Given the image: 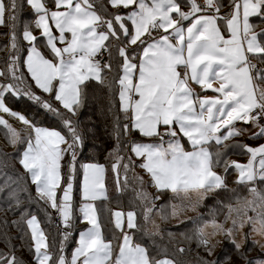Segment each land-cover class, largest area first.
<instances>
[{
	"label": "snow or ice",
	"instance_id": "6c2138e0",
	"mask_svg": "<svg viewBox=\"0 0 264 264\" xmlns=\"http://www.w3.org/2000/svg\"><path fill=\"white\" fill-rule=\"evenodd\" d=\"M106 5L111 11L105 8L101 14L93 0H0V25L8 29L2 34L8 37V52L6 67L0 69L5 78L0 82V113L20 122L25 134L4 115L0 129L7 143L17 148L15 158L35 187L34 199L42 202L46 214L54 211L64 229L53 251L55 244H49L37 215L20 207L16 190L9 193L16 204L12 210H19L30 234L31 264H179L166 248H157L153 255L134 241L137 235L161 234L156 217L176 218L185 227L180 236L195 240L208 256L220 243L218 236L237 252L250 236L264 239V144L228 143L248 131L237 122L259 128L250 138L264 137V68L253 63L264 64V28L257 32L258 24L252 22L256 18L264 24V0H228L226 12L221 11L223 0H106ZM25 8L33 18L21 30L19 18ZM28 77L35 88L25 85ZM92 81L111 94L109 111L117 109L115 144L106 157L109 167L80 165L77 209L76 149L83 146V137L72 117ZM22 96L58 117L66 135L39 126L36 115L29 118L6 103ZM137 134L139 139H133ZM230 148L246 154L247 162L227 159ZM65 156L69 158L62 165ZM233 171L234 183L246 189L247 196L228 188L227 177ZM109 172L118 204L129 189L134 192L127 210L108 209L111 239L100 222L103 209L95 203L109 200ZM149 186L155 191L150 193ZM222 193L231 194L227 201L218 198ZM209 194L217 197L219 211L214 208L207 219L199 213L184 216L192 225L188 229L180 217L196 212ZM28 199L33 200L31 193ZM225 208L224 220L218 221ZM77 219L85 227L69 256L65 242ZM6 243L11 248L7 237ZM253 244L264 250V243ZM198 260L218 264L199 256ZM0 264L25 262L10 250L0 252Z\"/></svg>",
	"mask_w": 264,
	"mask_h": 264
},
{
	"label": "trees",
	"instance_id": "16d2710c",
	"mask_svg": "<svg viewBox=\"0 0 264 264\" xmlns=\"http://www.w3.org/2000/svg\"><path fill=\"white\" fill-rule=\"evenodd\" d=\"M93 3L99 13L103 14L105 8H107V10L109 11L108 8L110 6L106 5V0H93ZM226 11L227 7L225 9V12ZM30 15L31 14L29 13L27 8L21 11L19 18V25L21 29L23 21L30 17ZM252 22L256 24L258 21L256 20V18H252ZM2 32H7V27H0V34ZM2 41L3 39H1L0 37V43ZM6 43L7 42H5V44ZM2 78L3 77H0V81H4ZM27 84H32L33 88H35L34 83L31 81L30 77H28L25 81V85ZM37 93L39 94V90H37ZM111 102L112 96L109 93L107 87H105L104 85H99L95 81H92L89 87L84 90L81 106L77 110L76 114L72 117L73 121L76 124L78 132L83 137V146H80L78 148L76 157L77 174L74 178L73 188V199L77 198L76 208L80 200L79 184L80 178L82 176L80 165L84 162H94L105 164L106 167L110 166V163L106 160V157L108 156L109 149H111L115 144L113 125L114 118L117 113V109L115 107L112 108L111 112L109 111ZM6 103L13 110H20L21 112H24L29 116V118H32L33 115H36V119L39 125L58 127L60 128L62 133L66 135V129L63 128L58 117L51 113H45L42 109L39 108V106L27 100L26 97L22 96L20 98H9L6 100ZM61 111L64 110L61 109ZM38 113L39 115H37ZM16 152L17 148L15 150H5L0 145V188L3 189L0 190V252H9L10 250H14L16 256L24 261L25 264H31L32 256L29 252V247L31 245L30 234L28 233L26 224L21 221L19 210H12L16 209V204L14 199L9 196V193H11L13 190H16L21 201L20 207L27 208L29 212H34L37 215V218L48 237L49 244H55V248L52 249L53 251H55L56 248H59L61 234L53 231V229L48 226L49 221L47 214L44 211V206L42 202L37 203L34 199L36 196L35 187L34 185H32L31 180L25 170L15 158ZM3 153L12 154V158H5ZM63 163L64 160H62V165ZM138 169L139 168H137L136 171H138ZM141 174L143 177L145 176V180L148 179V177H146V174H143L142 171ZM129 175H131V173H129ZM110 177L111 173H106L109 200L104 203H101V201H96L97 207L103 209V211L100 212V222L104 234L108 239H111L113 236V232L111 230L112 226L109 223L111 215L108 209L112 210L113 208L122 207L124 210H126L128 207L129 199L134 196V192L129 189V191L124 196L119 198L120 203L118 204L117 197L115 195V189L112 185L113 180ZM24 188H26L27 191H20V189ZM149 188L151 187L149 186ZM152 190L153 192L155 191L154 189ZM29 193H31V196L33 197V200L31 202L28 199ZM243 193L244 190L241 192V194ZM209 199H212L210 203H208ZM216 199V196H210L206 198L205 201L207 202L204 201L203 204H205L209 208H215ZM202 205L199 208V214L203 215V213L205 212V205ZM13 221H17L18 223L13 224ZM184 224L187 225L188 229L192 228V225L187 220L184 221ZM162 226L163 228L161 230L163 231H185V227L179 223L170 225L164 224ZM78 230L79 229L74 228L72 230V235L65 242V252L67 255H69L72 249L75 247V238ZM160 233V235L153 237L137 235L134 236V241L137 243H141L142 245L147 247L153 255H155L157 248H166L169 258H174L179 262V264H199L198 256L208 260H215L209 259L207 257L208 255L205 256V254L200 251V248H197L195 241L191 244L185 243L184 241L183 243H177L176 241H178V239L169 238L162 231H160ZM116 235H118V233ZM6 237L10 239L11 248L9 247V244L6 243ZM249 243L250 242L247 241V245L240 249L242 255L247 252V246L249 245ZM179 248H184L185 252H177L176 250ZM219 253H217V255ZM255 260V258L253 259V257L250 256L247 259V263L244 264H249L248 262H253L254 264Z\"/></svg>",
	"mask_w": 264,
	"mask_h": 264
},
{
	"label": "rangeland",
	"instance_id": "374dc122",
	"mask_svg": "<svg viewBox=\"0 0 264 264\" xmlns=\"http://www.w3.org/2000/svg\"><path fill=\"white\" fill-rule=\"evenodd\" d=\"M223 4H224V7L222 8V11L224 12V9H226V7H227V4H228V0H223ZM49 6L51 7V3H49ZM109 9V11H111V8L109 7L108 8ZM185 10H187L186 8H185ZM33 17L30 15V17H28L27 19H25L24 21H23V23L26 21V20H31ZM0 27H2V25H0ZM22 27H23V24H22ZM260 28H264V24H262V25H259V28H256L255 30L257 31V32H259L260 30ZM22 30V29H21ZM7 31H8V29H7ZM6 33V32H5ZM3 34V32L0 34V37H1V39H3V41L0 43V69H4L5 67H6V65H5V63H4V61H5V58H6V56H7V48L4 46V44H5V42H7V36L6 35H2ZM5 47V48H4ZM3 48H4V50H3ZM106 57H107V53H106ZM3 80H4V77L2 78ZM0 82H3L2 80L0 81ZM34 83V82H33ZM197 90H199L198 88H196ZM16 111H20V110H16ZM21 112V111H20ZM0 115H4L5 116V119H8V121H9V123L10 124H12L19 132H21V135H24L25 134V130H24V126L20 123V122H18L17 120H15V119H12V118H10V117H8V116H6L5 114H3V113H0ZM39 126H42V127H50V128H55L56 130H58V131H61L60 130V128H58V127H53V126H49V125H39ZM237 127L238 128H247L248 129V131H246V132H243L242 133V135L244 136V141H248V135H250V136H252V134L254 133V132H258L259 131V128L258 127H255V126H253V125H250V126H247V127H244V126H242V125H239V124H237ZM61 133H62V131H61ZM63 134V133H62ZM133 139H139V136H138V134L137 135H134L133 136ZM261 140H264V137H262V139ZM239 142H241V139L239 140ZM259 144H264V142L262 141L261 143H259ZM259 144H257L256 146H258ZM0 145L5 149V150H15L16 149V147H13V146H11V145H9L8 143H7V141H6V139H5V136H4V132H3V130L2 129H0ZM61 147H66V145H61ZM80 146H78L77 147V149H76V157H77V151H78V148H79ZM69 157L68 156H65L64 157V162L65 161H67V159H68ZM238 162H240V163H246L247 161H238ZM85 163H94V162H84L83 164H85ZM257 163H258V161H257ZM107 168V167H106ZM141 169H138V173H140L141 174ZM217 171H221V169H217ZM144 174V173H143ZM142 175V174H141ZM82 177H83V172H82V176H81V178H80V181L82 180ZM145 177V176H144ZM146 177H147V175H146ZM30 178V177H29ZM235 178H236V173L233 171L228 177H227V180H228V188L229 189H237L238 191H239V193H240V195L241 196H247L248 195V193H247V190L246 189H244L243 187H241V186H239V185H237L236 183H234V181H235ZM31 180V179H30ZM259 183V182H258ZM112 185H113V188H114V182L112 183ZM244 190V193L243 194H241V192ZM148 191L151 193V192H153V190H152V188H148ZM73 193H74V191H73ZM231 194L230 193H222L221 194V196L220 197H218L219 199H222V200H225V201H227V199H228V197L230 196ZM79 196H80V192H79ZM210 196H214L213 194H209V196L208 197H210ZM207 197V198H208ZM79 199H80V197H79ZM74 200V203H75V206H76V202H77V198H74L73 199ZM212 201V199L210 200L209 199V201H208V203H210ZM205 202H207V201H205ZM233 204H235V201L234 200H232L231 201ZM96 203V202H95ZM157 204H159V203H161V201H157L156 202ZM79 204H80V200H79V202H78V204H77V209L79 208ZM205 204H203L202 206H204ZM200 208V207H199ZM199 208L197 209V211L196 212H192V211H187L185 214H183L181 217H180V220H183V221H185V219H184V216H187V217H193V216H195V215H197L198 213H199ZM204 208H205V212L203 213V215L207 218L208 217V214H209V212H211L213 209H214V207H212V208H209V207H207L206 205L204 206ZM215 208L219 211V206L218 205H216L215 204ZM119 208H113L112 210H118ZM127 210V209H126ZM227 211V209L225 208L222 212H219V214L217 215V220L218 221H223L224 220V212H226ZM54 211H52V210H50L49 209V211H48V213H47V217H48V221H49V227L51 228V229H53V231H56L52 226V224H51V222H52V213H53ZM31 213H33V214H35L34 212H31ZM36 215V214H35ZM77 216H79V213L77 212ZM156 223L159 225V227H160V231H162L166 236H168L167 235V233L168 232H171V231H163V230H161L162 228H163V226L162 225H170V224H177L178 223V221H177V219L176 218H169V220H167V221H162V220H160L159 219V217H156ZM230 225H231V220H229V221H227L226 223H225V227L227 228V227H230ZM162 226V227H161ZM40 227L43 229V227L41 226V224H40ZM85 227V225L83 224V223H81L80 222V220L79 219H77L76 220V225H75V228H77V229H79L78 230V232H77V235H76V238H75V242H76V240L78 239V233H79V231L80 230H82L83 228ZM64 231V230H63ZM244 231L245 232H247L248 231V229L247 228H245L244 229ZM57 232V231H56ZM175 235H174V239H178V241H176L177 243H183V241L185 242V243H188V244H191V243H193L195 240H193V241H191V242H188V241H186V240H184L183 239V237H181L180 236V232H176V231H172ZM58 233V232H57ZM58 234H61V233H58ZM240 237H239V234H237V239H239ZM216 239L217 240H219L220 241V243L217 245V247L215 248V250H214V252H213V255L212 256H207L209 259H215V260H217L218 262H219V264H244V263H247V259L250 257V256H252L253 257V259L255 258L256 260H255V262L256 261H259V260H264V250H262L260 247H259V245L258 244H253V240H258V241H260L261 243H264V239H262L261 237H259V236H250L248 239H247V241H249L250 243H249V245L247 246V252L245 253V254H243L242 255V253L239 251V252H237L226 240H224V238L223 237H220V236H218V237H216ZM247 241H245V243L242 245V247H244V246H246L247 244ZM242 247H241V249H242ZM200 251H202L204 254H205V256L207 255V253L203 250V248H200ZM201 252V253H202ZM220 252V253H219ZM217 253H219L218 255H217ZM71 254V253H70ZM70 254H69V256H70ZM255 262H254V264H255ZM249 263V262H248Z\"/></svg>",
	"mask_w": 264,
	"mask_h": 264
},
{
	"label": "crops",
	"instance_id": "0c3cea01",
	"mask_svg": "<svg viewBox=\"0 0 264 264\" xmlns=\"http://www.w3.org/2000/svg\"><path fill=\"white\" fill-rule=\"evenodd\" d=\"M222 11V10H221ZM224 12H225V9H224ZM255 24V23H254ZM258 24V27L259 28V25H262V24H259V21L256 23ZM262 28H260L259 30H261ZM253 63L257 64L259 67L261 68H264V64L260 63L259 61H253ZM194 88H198V86H195L193 85ZM211 94V93H209ZM248 141H244V136L241 134L235 138H233L232 140L228 141V143L231 145V144H237V143H240V144H247L249 146H253L255 147L257 144L261 143L262 141L264 142V140H261L262 137L258 138V139H252L250 138L251 136L248 135ZM241 139V142H239V140ZM241 150L239 149H229L228 150V155H227V159L229 160H236V161H247L248 159V156L246 154H238L240 153ZM258 161V160H257ZM75 246H76V243H75Z\"/></svg>",
	"mask_w": 264,
	"mask_h": 264
},
{
	"label": "built area",
	"instance_id": "2783aa9c",
	"mask_svg": "<svg viewBox=\"0 0 264 264\" xmlns=\"http://www.w3.org/2000/svg\"><path fill=\"white\" fill-rule=\"evenodd\" d=\"M104 58H106V53H105V57ZM261 123H264V121H261ZM237 124L242 125L244 127H247V126H250L251 125L250 123L249 124H244L243 122H237ZM51 224L53 225L52 227L58 233H62V231L64 230L62 228V225L60 224V220L58 218V215L55 212L52 213V222H51Z\"/></svg>",
	"mask_w": 264,
	"mask_h": 264
}]
</instances>
